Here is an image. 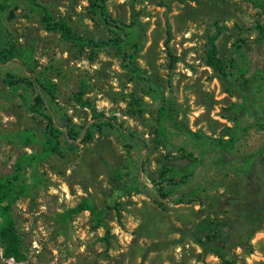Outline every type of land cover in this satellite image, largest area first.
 Here are the masks:
<instances>
[{
  "label": "rangeland",
  "instance_id": "1",
  "mask_svg": "<svg viewBox=\"0 0 264 264\" xmlns=\"http://www.w3.org/2000/svg\"><path fill=\"white\" fill-rule=\"evenodd\" d=\"M39 2L79 37L118 39L91 0ZM106 9L116 22L144 29L136 65L164 87L178 120L194 132L228 139L242 97L230 77L224 81L209 65L210 39L215 38L217 59L228 71L233 72L232 60L246 67L247 77L263 70L261 8L251 0H110ZM0 20L18 44L35 42L37 72L58 85L56 101L76 125L92 121L90 108L76 101L82 83L83 101L114 124L78 152L41 164L42 183L13 209L22 239L19 259L0 245V264H264V221L244 231L239 203L234 209L246 198L243 157L263 147V132L250 130L229 165L212 158L186 183L167 185L161 166L184 155L179 149L184 141L174 139V148L161 142L152 99L125 69L121 53H93L46 31L27 0H0ZM8 73L26 78L15 62L0 67V178L13 173L19 157L41 150L39 143H21L17 134L43 130L47 123L24 107L6 81ZM257 88L263 91L264 81ZM27 91L35 95L32 87ZM134 177L143 193L114 190V180L125 187ZM191 190L197 193L182 197ZM87 200L106 212L107 227L96 228L89 211L70 215Z\"/></svg>",
  "mask_w": 264,
  "mask_h": 264
},
{
  "label": "trees",
  "instance_id": "2",
  "mask_svg": "<svg viewBox=\"0 0 264 264\" xmlns=\"http://www.w3.org/2000/svg\"><path fill=\"white\" fill-rule=\"evenodd\" d=\"M110 0H91V7L101 21L117 36V40L93 41L90 38L79 37L64 21H58L49 8L39 0H27L29 8L40 17L42 27L49 32L58 33L61 37L83 49L89 48L93 53L115 49L123 56V66L129 71L134 80L138 81L146 93L151 97L153 112L157 115L158 134L161 142L175 147L174 139L184 141L179 147L184 155L178 158H168L160 169L163 183L178 185L190 180L195 172L204 168L210 159H215L218 165H229L233 161V153L239 147L245 135L250 130L264 133V90L257 88L264 81V68L247 77L248 70L237 60L230 61V68L222 65L217 59L215 38L210 39L208 63L219 76L227 81L230 77L232 84L242 97L238 108V118L235 120V132L228 138H213L201 132L192 131L184 121L178 120L174 103L167 98L164 87L154 84L145 72L137 65L138 56L142 50L144 29L135 25H123L113 20L107 12L106 3ZM264 13V0H251ZM257 31L264 39V26L259 25ZM36 44L30 42L20 45L4 28L0 20V67L8 63H17L26 74L24 80H18L13 73L6 75V81L15 95L21 97L24 107L35 114L41 115L47 121L43 130H29L19 132L17 137L21 143H39L41 150L37 153L24 154L18 158L13 173L0 178V245L5 249L7 256L19 259V250L22 248V239L18 232L13 216L14 205L23 197L29 195L42 183L39 168L41 164L53 156H67L76 153L80 146L90 143L95 133L105 127H113V121L98 113L90 102H84L86 87L82 83L76 96V101L83 107L90 108L92 121L78 126L73 119L62 110L56 101L58 85L37 72L35 59ZM25 83V85H24ZM27 87H32L35 95L30 97ZM23 91V94H20ZM138 107H141V105ZM145 109V107H144ZM121 129V127H119ZM264 145L255 153L243 157V166L240 176L245 181L246 198L235 202L234 209L239 203L241 229L253 230L264 221ZM114 190L122 193L136 191L143 193V187L138 178H133L130 185L121 187L117 181L113 182ZM194 190L182 191V197L194 194ZM197 193V192H196ZM162 197H167L162 194ZM119 213V209L114 208ZM82 211H89L95 227H107L104 221V211H99L92 201L87 200L77 208L71 210L70 215ZM109 231L107 232V234Z\"/></svg>",
  "mask_w": 264,
  "mask_h": 264
}]
</instances>
